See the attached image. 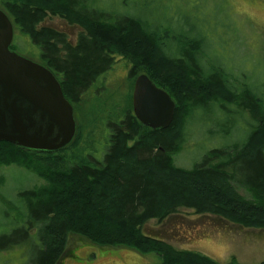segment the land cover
<instances>
[{
	"label": "trees",
	"instance_id": "1",
	"mask_svg": "<svg viewBox=\"0 0 264 264\" xmlns=\"http://www.w3.org/2000/svg\"><path fill=\"white\" fill-rule=\"evenodd\" d=\"M89 4L4 0L3 9L15 27L12 48L27 52L18 45L22 38L36 49L40 63L56 75L74 107L113 65V54L121 52L135 64L132 76L141 69L174 98V120L166 129H153L136 117L132 107L126 109L107 122L103 159L88 148V141L79 144L80 133L55 152L0 142V166L17 165L44 180L18 191L19 203L11 209L16 210L14 216L0 207V217L14 221L0 231V251L32 244V264H57L65 255L69 235L76 232L99 246L122 244L155 252L162 257L155 264H241L178 250L145 235L142 227L185 208L264 228V96L253 84L233 83L235 72L223 57L208 52L213 37L202 21L189 27L157 2L140 16L130 7L127 15L114 19L101 16L98 7ZM48 12L80 21L88 33L70 43L65 33L42 27ZM213 103L222 112L236 104L234 113L243 120L244 111L249 112L254 119L251 131L243 141L211 149L192 168H180L175 156L184 144L188 119L195 110H213ZM3 184L1 177L0 187Z\"/></svg>",
	"mask_w": 264,
	"mask_h": 264
},
{
	"label": "rangeland",
	"instance_id": "2",
	"mask_svg": "<svg viewBox=\"0 0 264 264\" xmlns=\"http://www.w3.org/2000/svg\"><path fill=\"white\" fill-rule=\"evenodd\" d=\"M85 1L90 2V7L97 6L100 15L109 19L124 17L130 7L137 16L145 8L149 9L145 10L147 12L153 10L157 2L171 8V16L175 20H185L189 27L202 21L205 28L210 27L213 37L208 52L223 57L235 72L233 83L236 86L253 84L264 96V0ZM0 8H4V0H0ZM42 27L65 33L72 44H76L80 33H88L80 21L72 22L61 13L48 12ZM18 45L27 51L20 54L41 62L39 52L22 38ZM113 55V65L96 78L81 101L75 104L78 133L82 137L79 144L88 141V148L102 159L108 145L104 143L107 122L126 109L132 107L133 110L135 82L142 72L137 69L132 76L130 71L135 64L121 52ZM212 106L211 111L209 108L195 110L188 119L184 144L175 156L180 168H192L211 149L243 141L251 131L254 119L246 110L247 118L243 120L234 113L238 109L236 104L228 106L229 113L222 112L223 108L216 103ZM1 177L4 184L0 187V207L12 212V216L16 212L12 210L19 203L18 191L44 183L42 178L17 165L0 166ZM240 191L247 193L244 189ZM9 223L14 221L0 217V231L3 232ZM142 231L178 250L198 251L222 263L237 260L241 264H258L264 261V228L245 227L215 215L197 214L191 209L180 208L164 219H151L144 224ZM34 251L32 244L0 251V264H32ZM161 260L162 257L155 252L143 253L122 244L99 246L89 237L75 232L69 235L65 255L57 264H155Z\"/></svg>",
	"mask_w": 264,
	"mask_h": 264
},
{
	"label": "water",
	"instance_id": "3",
	"mask_svg": "<svg viewBox=\"0 0 264 264\" xmlns=\"http://www.w3.org/2000/svg\"><path fill=\"white\" fill-rule=\"evenodd\" d=\"M13 21L0 8V142L43 152L59 151L77 132L73 104L56 75L44 64L11 46ZM177 103L147 74L138 76L133 91L136 117L153 129L168 128Z\"/></svg>",
	"mask_w": 264,
	"mask_h": 264
},
{
	"label": "flooded vegetation",
	"instance_id": "4",
	"mask_svg": "<svg viewBox=\"0 0 264 264\" xmlns=\"http://www.w3.org/2000/svg\"><path fill=\"white\" fill-rule=\"evenodd\" d=\"M74 109H75V107H74ZM75 115H76V112H75ZM76 121H77V117H76ZM77 134H78V123H77V132H76L75 137L77 136ZM75 137H74V139H75Z\"/></svg>",
	"mask_w": 264,
	"mask_h": 264
}]
</instances>
